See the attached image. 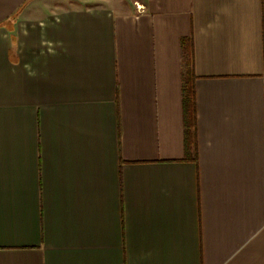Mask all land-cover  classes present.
I'll return each mask as SVG.
<instances>
[{
	"label": "crops",
	"instance_id": "0c3cea01",
	"mask_svg": "<svg viewBox=\"0 0 264 264\" xmlns=\"http://www.w3.org/2000/svg\"><path fill=\"white\" fill-rule=\"evenodd\" d=\"M0 264H264V0H0Z\"/></svg>",
	"mask_w": 264,
	"mask_h": 264
},
{
	"label": "trees",
	"instance_id": "16d2710c",
	"mask_svg": "<svg viewBox=\"0 0 264 264\" xmlns=\"http://www.w3.org/2000/svg\"><path fill=\"white\" fill-rule=\"evenodd\" d=\"M188 78H185V84L182 91L183 95V103H182V109H183V122L185 124V136H186V146L192 147L194 149L195 146V96L193 95V89L191 84H189V81H187ZM195 151V149H194Z\"/></svg>",
	"mask_w": 264,
	"mask_h": 264
},
{
	"label": "rangeland",
	"instance_id": "374dc122",
	"mask_svg": "<svg viewBox=\"0 0 264 264\" xmlns=\"http://www.w3.org/2000/svg\"><path fill=\"white\" fill-rule=\"evenodd\" d=\"M103 0H69L70 8L77 7H87L89 5L95 4V2H102Z\"/></svg>",
	"mask_w": 264,
	"mask_h": 264
},
{
	"label": "built area",
	"instance_id": "2783aa9c",
	"mask_svg": "<svg viewBox=\"0 0 264 264\" xmlns=\"http://www.w3.org/2000/svg\"><path fill=\"white\" fill-rule=\"evenodd\" d=\"M136 7H137V9H138L139 11H142V9H140V8H141L140 6H137V5H136Z\"/></svg>",
	"mask_w": 264,
	"mask_h": 264
}]
</instances>
